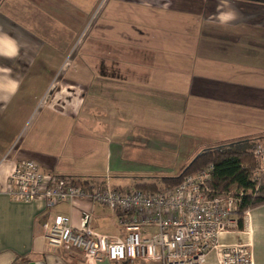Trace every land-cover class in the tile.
I'll return each instance as SVG.
<instances>
[{"label":"crops","instance_id":"0c3cea01","mask_svg":"<svg viewBox=\"0 0 264 264\" xmlns=\"http://www.w3.org/2000/svg\"><path fill=\"white\" fill-rule=\"evenodd\" d=\"M19 1L10 6L0 0V264H115L55 250L45 239V225L55 217L68 218L78 229L85 214L96 232L122 236L109 209L87 200L47 209L40 201H14L5 192L15 165L27 160L73 179L81 171L62 140L94 135L90 127L96 124L104 129L106 112L116 118L109 135L118 143L111 154L114 166L116 159L129 157L121 166L152 167L161 178L180 174L203 149L264 141L263 1L113 0V16L101 18L109 29L107 55L89 51L69 59L75 67L63 49L44 52L48 40L36 32L42 11L63 23L71 20L66 17L71 9L63 11L69 5ZM67 38L70 33L61 35L59 44ZM98 68L109 81H96ZM58 78L60 102L53 98ZM104 95H112L116 109H100ZM100 169L111 175L104 165ZM243 231L225 236L223 243L247 242L253 264H264V205L248 212ZM215 261L212 253L209 263Z\"/></svg>","mask_w":264,"mask_h":264},{"label":"built area","instance_id":"2783aa9c","mask_svg":"<svg viewBox=\"0 0 264 264\" xmlns=\"http://www.w3.org/2000/svg\"><path fill=\"white\" fill-rule=\"evenodd\" d=\"M259 167L254 181L264 184V141L253 148ZM213 167L188 176L180 185L160 193L117 190L108 183L98 189L45 171L27 160L15 165L6 193L17 202H42L47 209L78 200L109 209L116 215L122 236L96 232L92 216L83 215L80 228L64 216L45 225V239L55 250L81 254L100 262L119 264L143 261L152 264H253L250 244L239 240L223 243L225 236L243 233L237 213L239 200L232 192L221 196L207 194ZM258 185V187H259ZM258 189V188H257ZM150 230L155 232L150 233ZM216 261L209 263L210 255Z\"/></svg>","mask_w":264,"mask_h":264},{"label":"rangeland","instance_id":"374dc122","mask_svg":"<svg viewBox=\"0 0 264 264\" xmlns=\"http://www.w3.org/2000/svg\"><path fill=\"white\" fill-rule=\"evenodd\" d=\"M53 1H56L57 4L54 5L52 3ZM261 1L264 2V0ZM8 3L10 6H17L18 3L21 4V1L8 0ZM40 3L46 8L60 6L61 4L63 5L61 7H67L69 5L70 8L67 7L69 9L66 10H64V8L63 11L67 13L71 9V13H73V15H70V13L66 14V17L71 18V20H67L64 23L59 19L56 20L55 17L49 13V11H42V13L38 15V18H36L37 15H34L36 21L39 22V28L36 27L37 35L48 40L47 47L45 46V50L43 48L42 51L44 50V52L51 53L55 50L63 49L65 50L68 60L72 58L75 59V57L81 55L87 56L89 51H97L99 49L100 50L97 51L98 53L95 52V54L107 55V53L103 51L108 50L107 46L105 47L104 45L105 41L110 40L107 37L108 35H106L109 32V29L107 23L102 20L104 19L102 16L104 14L108 17L113 16V7L116 5L113 0H40ZM106 7L110 9L107 10ZM71 25L72 28L70 27ZM66 33H70L71 38H67L66 41H63V45H60L59 41L61 40V35H64L65 39ZM69 40H71L70 45H68ZM109 50L110 52H113L116 50V47L109 48ZM69 61L70 62L68 63H72V66H77L73 61ZM94 65L95 64L92 63V66ZM100 66L102 69L106 68L103 62H101ZM101 68L96 69V75L98 78H95L100 84L109 81V79H103L104 75ZM56 81L58 84H56V88L54 90L56 93L53 98H55V101L60 102L61 98L63 97L62 94H59V85H61L59 83L62 81V78H58ZM112 81H116V79ZM111 90L116 92V86L111 88ZM110 96L112 95L103 96L105 97L104 101H106V103L103 101L101 103L102 107L100 109L103 108L104 111H107V108H110L111 106H114L116 109V101L114 104L112 101L109 102L110 98H112ZM53 98L51 97V99ZM115 119L116 118H114L110 112H106L104 116V121L106 123L104 128L105 133H103V126L96 124L90 127L91 129H95L96 132L94 135L89 134L83 137H70V141H68L66 138L62 140V143L67 148V152H70L69 158H71V162L77 165L76 168L81 171L78 174L72 175L73 180L75 182H83L91 181L93 179L98 181L109 179L110 182L117 187L129 188L124 190H133L136 188L135 185L137 183H151L153 180L161 178L159 174H155V170L152 167L132 170L131 167H123V165L121 166V162L125 163V165H128L127 159H129V157H127V159H121V161L116 159V167L114 166L115 162L114 158H112L111 161V154H116V144L118 143H116V138L113 139L109 135L112 134L114 129L110 122L114 121ZM77 138L81 140V142H75ZM240 142L230 145L228 144L226 146L207 148L203 149V151L207 152L216 149L225 150L235 145L243 144ZM73 144L75 148H71ZM71 153L76 156L75 159L72 158L74 156H72ZM102 165L105 167V172L107 170L110 171L111 175H108L109 177H105V174L102 175V169H100ZM241 230H245V223H243V228Z\"/></svg>","mask_w":264,"mask_h":264},{"label":"trees","instance_id":"16d2710c","mask_svg":"<svg viewBox=\"0 0 264 264\" xmlns=\"http://www.w3.org/2000/svg\"><path fill=\"white\" fill-rule=\"evenodd\" d=\"M256 144H258L257 141H248L225 150L216 149L204 152L196 156L177 176L163 177L151 183H137L133 190L150 194L160 193L180 185L188 176L195 175L211 166L213 172L207 183V194L221 196L224 193L232 192L239 200L237 213L243 218L249 211L264 205V184L259 185L254 181V174L259 167L252 152ZM76 183L93 185L96 189L109 184L107 179L100 181L93 179ZM242 228L243 223L241 221L240 229Z\"/></svg>","mask_w":264,"mask_h":264}]
</instances>
